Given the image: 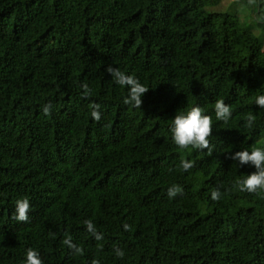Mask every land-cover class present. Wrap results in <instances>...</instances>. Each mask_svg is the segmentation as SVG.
<instances>
[{"label": "trees", "instance_id": "obj_1", "mask_svg": "<svg viewBox=\"0 0 264 264\" xmlns=\"http://www.w3.org/2000/svg\"><path fill=\"white\" fill-rule=\"evenodd\" d=\"M217 2L0 0V264H25L28 249L43 264H264V193L238 191L255 168L229 158L264 148V0L246 22L233 7L216 17ZM109 65L149 88L141 108ZM196 105L211 154L171 138ZM25 197L27 223L13 218Z\"/></svg>", "mask_w": 264, "mask_h": 264}, {"label": "clouds", "instance_id": "obj_2", "mask_svg": "<svg viewBox=\"0 0 264 264\" xmlns=\"http://www.w3.org/2000/svg\"><path fill=\"white\" fill-rule=\"evenodd\" d=\"M250 4H254L255 0H249ZM105 71L113 78L114 82L122 87L128 89L127 96L123 99L125 105H130L133 108H141L142 97L149 91V88L139 82L137 78L132 75L125 74L118 68H113L111 65L107 66ZM87 91V86H84ZM255 105L264 109V95H259L255 99ZM99 105H93L91 116L93 119L99 121L101 118L98 111ZM50 108H44L45 114H48ZM214 112L217 121L227 123L232 115L231 107L223 100H217L214 105ZM255 122V116L249 115L247 117V126L252 127ZM171 138L174 144L180 149H195L207 150L209 154L214 150V146L210 142V137L213 132V121L210 115L204 113V110L196 105L193 106L186 114H176L172 118L170 126ZM231 160L238 161L239 165L251 164L255 171L245 176V178L235 181V187L240 192H247L252 194L264 193V148L253 147L251 151L243 149L232 153L229 157ZM184 171L191 170L194 167V162L190 160H182L180 164ZM182 189L177 185L168 189V196L174 198ZM213 200L220 198L218 190L211 194ZM31 210L29 200L25 198L18 199L15 205V213L13 218L18 222L27 223L29 221L28 213ZM87 230L95 232V228L91 221L85 222ZM128 226L125 225V228ZM100 237L97 236V239ZM68 248L73 249L75 253L82 254L83 250L72 243L71 237H66L63 241ZM117 255L122 257L123 252L117 250ZM25 264H43L39 253L34 249H28L26 252ZM93 264H98L94 261Z\"/></svg>", "mask_w": 264, "mask_h": 264}, {"label": "rangeland", "instance_id": "obj_3", "mask_svg": "<svg viewBox=\"0 0 264 264\" xmlns=\"http://www.w3.org/2000/svg\"><path fill=\"white\" fill-rule=\"evenodd\" d=\"M251 4L249 3V0H218L217 4L211 6L210 10L215 13L216 17H225L226 10H230L231 7H233L232 10L236 13L237 17L241 21H247L248 18L246 17V13L248 14L249 6ZM253 33L261 37V49L264 50V33L260 32L257 29H253Z\"/></svg>", "mask_w": 264, "mask_h": 264}]
</instances>
